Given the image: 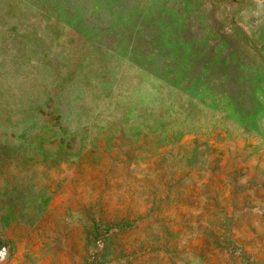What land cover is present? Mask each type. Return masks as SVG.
I'll use <instances>...</instances> for the list:
<instances>
[{
	"label": "rangeland",
	"instance_id": "374dc122",
	"mask_svg": "<svg viewBox=\"0 0 264 264\" xmlns=\"http://www.w3.org/2000/svg\"><path fill=\"white\" fill-rule=\"evenodd\" d=\"M0 264H264V0H0Z\"/></svg>",
	"mask_w": 264,
	"mask_h": 264
}]
</instances>
